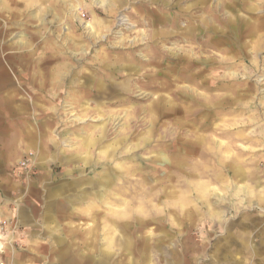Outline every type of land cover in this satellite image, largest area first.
I'll list each match as a JSON object with an SVG mask.
<instances>
[{
	"label": "rangeland",
	"instance_id": "374dc122",
	"mask_svg": "<svg viewBox=\"0 0 264 264\" xmlns=\"http://www.w3.org/2000/svg\"><path fill=\"white\" fill-rule=\"evenodd\" d=\"M0 264H264V0H0Z\"/></svg>",
	"mask_w": 264,
	"mask_h": 264
}]
</instances>
